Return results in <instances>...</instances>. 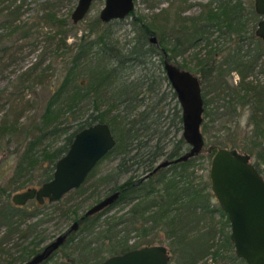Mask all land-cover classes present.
<instances>
[{
  "label": "trees",
  "instance_id": "trees-1",
  "mask_svg": "<svg viewBox=\"0 0 264 264\" xmlns=\"http://www.w3.org/2000/svg\"><path fill=\"white\" fill-rule=\"evenodd\" d=\"M27 1L0 0V60L6 57L14 44L19 45L20 40L30 38L33 34L32 28L42 24L47 27L45 40L50 44L55 42L54 51L57 55L58 50L64 51L67 63L64 76L57 77L51 85L50 96L43 111L38 115L26 116V111L33 106L29 99L24 100V94L23 97L20 96L22 92H26L25 89H31L33 83H42L43 74L35 72L37 63L21 72L16 83L21 88L20 93H11L9 99L12 103L8 104L0 117V227L5 228L0 235V256L7 253V264H15L16 261H23L20 263L23 264L45 246L41 245L44 236L38 232L44 218H39L24 228L22 225L29 217L38 216L39 210L48 206V203L33 201L32 205H15L10 195L27 187H38L48 181L52 177L58 157L68 150L74 134L99 121L109 124L116 138L115 146L102 160L111 154L119 156L112 173L102 178H121L125 174H129V177L121 184H114L95 203L115 192L118 193L117 199L103 208V211L116 203H128L134 198L137 199L127 213L108 221L104 233L100 235L101 240L110 241L108 248L106 247L107 252L111 253L109 256L153 244L148 236L154 232L162 233L169 239V249L162 245L170 251L169 260L174 261V264H206L199 263L206 254L211 252L213 257L219 256L222 247L215 240L217 227L212 222L200 226L198 223L205 221L207 217L212 218L214 212H219L225 216L220 225L231 226L228 215L218 204H211L215 195L208 189L209 185L195 183V173L189 170L192 162L204 157L203 152L207 151L196 153L186 161L165 166L138 183L133 182L135 178H142L151 172L162 157L171 160L189 149V144L182 137V110L178 103L170 108L171 112L169 109L166 112L165 107L169 105L166 100L168 92L161 87L168 79L161 73L164 72L162 65L165 56L172 61V58L190 51L191 48H196L191 56L196 59L195 70L198 74L195 72V75L199 77L204 99L201 130L206 137L205 146L212 144L215 147L235 148L247 153L262 174L264 78L258 74L253 75L257 72L264 74V41L256 35L255 30L249 31L244 3L241 0L232 3L222 0L216 8L202 5L203 9L199 14L188 16L182 13L184 7L173 11L171 2L168 7L160 8L147 16L133 17L130 21L133 35L124 42L118 38L114 27L122 19L103 22L96 16L86 24L83 34H75L73 42L68 43L70 28L78 22H74L71 15L57 17L55 8L60 5V0H43L40 3L39 17L34 22L25 23L20 21V16ZM249 10L251 20L254 22L255 19L258 24L259 14L254 6ZM128 15L134 16V13ZM214 30H219L221 37L228 39L229 43L237 36L236 44L227 47L214 45L210 39ZM58 35L59 38L56 39ZM150 35L156 36L159 47L151 42ZM13 37L15 38L12 39ZM251 45H254L253 48ZM204 48L206 51L203 53ZM45 49L48 51V48ZM153 56L159 57L160 75H156L153 70L150 75L133 76L132 68L139 65L146 69V73L150 71L153 68L150 67L154 63ZM176 65L192 72L183 64ZM49 68L47 66L45 69ZM86 70L91 72L89 79L83 81ZM232 72L239 75L236 84L229 82ZM212 92L213 95H210ZM172 95L176 97L173 89ZM219 100L223 101L220 104L222 111L219 110L220 106H212ZM88 104L92 105L96 113H89L87 118L79 120L76 127L69 131V126H64L65 123L76 121ZM2 105L3 103L0 104V111ZM246 105L252 111L249 123L255 125L251 135L241 130L237 124L233 129L229 125L225 126L227 131L223 136L207 138L206 135L213 131L216 118L227 115L238 117V107ZM25 116L28 122L22 120ZM219 129L216 131H220ZM178 132L181 133L179 137ZM62 133L66 134L64 142L52 148ZM14 141L15 146L11 148ZM170 142H173L171 147ZM214 153L215 150L207 152V155L212 157ZM10 156L15 158L11 176L2 171L8 165ZM167 167L171 170L169 174L166 172ZM85 183L86 181L75 189L77 194L84 191ZM94 187L96 186L93 185ZM103 211L84 217L81 221L82 228L78 230H92L97 223V217ZM62 212L68 216V207ZM193 222L197 225L191 226ZM119 225H124V229H118ZM133 231L141 234V241H129ZM74 233L76 232L73 231L58 250L72 242ZM14 234L24 240L32 235L26 244L19 245L21 248L18 256L8 254L4 247ZM82 238L83 250L89 252L92 248L91 242L85 241L83 235ZM161 238V242L165 240ZM225 238L231 244L230 236L225 235ZM57 251L41 264L51 263ZM106 257L108 256L91 264H99Z\"/></svg>",
  "mask_w": 264,
  "mask_h": 264
},
{
  "label": "rangeland",
  "instance_id": "rangeland-1",
  "mask_svg": "<svg viewBox=\"0 0 264 264\" xmlns=\"http://www.w3.org/2000/svg\"><path fill=\"white\" fill-rule=\"evenodd\" d=\"M43 0H28L27 3H24V6L22 8V14L20 16V21H23L25 23L34 22L40 15L41 9H40V3ZM222 0H134L135 8L133 10L134 16L127 15L126 18L122 19L123 21H120L116 24L115 27V33L118 35V38H121V42H124L125 39L131 37L133 35V32L131 31V24L130 21L135 17L136 15H149L153 12H157L160 8L168 7V5H171L172 2L173 11L178 10L180 7H184L182 10V13L184 15H197L200 13V10L203 9L202 5H212L215 8L220 4ZM223 1H231L237 2L239 0H223ZM242 3H244L246 7V21L249 23V31L255 30V27L257 25V21L254 19L251 20V15L249 14L250 7L254 6V0H241ZM77 0H60V5H58L55 8L56 15L58 18H62L65 16L71 15L74 6L76 5ZM104 1L103 0H96L93 1L92 5L90 6V11L85 15L82 21L74 24L73 28H70L71 31L69 32L67 41L68 43L73 42V39L75 38V34L77 36H80L84 33L86 24L94 17L99 16L100 10L104 7ZM261 16L258 15V19H260ZM257 19V18H256ZM71 25V24H70ZM55 28V27H54ZM1 31V29H0ZM31 31H33V34L30 36V38L20 40L18 44L20 45V49H18L19 45L14 44V47L10 50L9 53H7L6 57L0 60V104L2 105V111H0V117L5 112V108L8 107L12 101L10 102L9 96L11 93L19 94L21 88H18L19 86L16 85L18 77L20 76L21 72L25 69H28L32 67V64H37L38 67L36 69V73L40 74L42 73V83H33V86L31 89H25V93L22 92L20 96L23 97L24 94V100L29 99L30 103L32 104V108L26 111V116H34L38 115L41 111L44 109V104L48 97L50 96V87L53 85L54 80L57 77L64 76V70L66 69V56L63 53L61 49L58 50L59 53L57 55V52L54 51L55 49V42L50 44V42L45 40V33L47 31V27H44L42 24L40 27L32 28ZM47 37V36H46ZM13 37L12 39H14ZM59 38V35L56 36V39ZM55 39V40H56ZM212 40V43L215 45H221V47L229 46L236 44L235 42L238 40L237 36L232 40L231 43L228 41V39L222 38L221 33L219 30H214V34L210 38ZM11 42V41H10ZM9 42V43H10ZM22 45H21V44ZM6 44V43H5ZM202 45V44H201ZM50 48H49V47ZM254 45H251V48H253ZM45 48H48V51H46ZM196 50V48H191L190 51L184 52L180 56H177L175 58H172V62L179 65H185V67H188L192 72H196L195 70V57L191 56L193 51ZM206 49H202V52L204 53ZM46 52H49L48 55H45L42 57ZM69 53V52H68ZM42 57V59H41ZM154 63L150 64V67L152 68L150 71H147L142 66H136L133 67L134 71L132 72L133 76L142 77L145 74H149L155 71L156 75H160L161 70L158 66L159 64V57L153 56ZM220 58V57H219ZM41 59V60H40ZM39 61V62H38ZM47 66H50L49 69H45ZM163 68V65H162ZM164 69V68H163ZM148 70V69H147ZM87 71V70H86ZM44 72V73H43ZM91 71H87L86 75L84 76V80L86 81L89 79ZM149 72V73H148ZM197 73V72H196ZM198 74V73H197ZM264 78L261 72L255 73L253 76L257 75ZM161 75H165L164 72L161 73ZM83 78V77H80ZM230 80L229 82L236 84V81L239 79V75L236 72H232L229 76ZM30 84V83H29ZM162 90H166L168 92L167 94V101L169 102V105L165 107L166 112L167 109L170 110V108H173L174 105H177L180 107L179 100L177 97H174L172 95V87L169 83V81H164L161 87ZM174 90V89H173ZM170 92V93H169ZM210 95H213V92L210 93ZM178 101V102H177ZM223 101L219 100L214 102L212 105L213 107H216V105L220 106ZM9 104V105H8ZM219 110L222 111L223 108L221 106L219 107ZM171 112V110H170ZM89 113H96L95 110L92 108L91 104H88L85 107V110L80 113V117L76 121H71L70 123H65L64 126H69V131H72L79 120H83L88 117ZM26 116L22 118V120H26ZM237 116H220L217 119L215 126L213 127L212 133H208L207 138L214 139V136L216 135H225L224 132L227 131L225 129V126H230L231 129L237 127ZM28 122V120H26ZM239 126V125H238ZM220 128V131H216ZM173 132V131H171ZM174 133V132H173ZM180 132H178L177 137L180 136ZM66 134H61L55 144L52 145V148L57 147V145H60L64 142ZM173 135V134H172ZM21 136V135H20ZM19 136V137H20ZM209 136V137H208ZM18 138V137H17ZM205 141H206V137ZM15 142L12 144L13 148L15 146ZM173 142L169 143V147H171ZM41 151V150H40ZM205 154L204 157H200L195 159L190 166V171H193L194 177H195V183H199L201 185H206V183L209 185L208 189H211V183H210V160L211 156L207 155V152H203ZM207 155V156H206ZM165 157H162L157 162L163 160ZM119 160V156L111 154L110 157H107L106 159L102 160L95 166V169L93 172H91V175L87 177L86 183L84 184V191L78 192V194L75 192V189H71L68 193L63 195L59 200L56 202H49L48 206L44 207L43 209L39 210L38 216H32L29 217L25 223H23L22 227H26V225L32 224L35 221H38L39 218H44V221L42 222L41 227L39 228L40 231L39 234H42L44 236V241H42L41 245H45L46 243H49L53 238H55L57 235L61 233L62 230H65L71 226V221L74 216H79L85 210L90 208L92 204H94L97 200L102 198V196L106 195L107 192L111 189V187L114 184H121L124 180H126L129 177V174L123 175L121 178H117L115 176L107 177V180H104L102 176L112 173L114 169L115 163ZM252 161L253 158H251ZM8 165L2 168L3 172L7 173V175L11 176L13 175V169L12 166L15 162L14 156H10L8 158ZM156 164V163H155ZM6 168V169H5ZM1 170V169H0ZM166 172L169 174L170 169L169 167L166 168ZM262 170L264 172V164H262ZM93 185L96 187L93 188ZM212 190V189H211ZM13 194V192H12ZM12 194L10 195V199L12 197ZM34 200H28L26 205H32ZM135 201H137L136 198L129 201L128 203H116L113 205V207L109 208L106 211H103L101 215L97 217V223L93 226L92 230H83V232H80V230L75 231L74 233V239L71 243H69L67 246L62 247L60 250H58L53 257V260L49 264H91L94 263L96 260H100L101 258H104L105 256H109L111 253L107 252L106 247L108 248V245L110 241L104 239H100V235L104 233V229L107 226L108 221H113L117 217L123 215L124 213H127L130 209V206H132ZM67 203V204H66ZM211 204H218L217 198L214 196L211 199ZM220 206V204H218ZM68 207V216L63 215V210H66ZM70 210V212H69ZM75 218V217H74ZM225 216L220 215L219 212H214L212 218H206L205 221L198 223V226L209 224L212 222L217 227V232L215 233V240H217V243H220V255L217 257H213L210 254H206L199 263L206 262V264H247L246 261L242 260L240 257H237L235 254V246L231 242V244L226 240L225 235H230L231 226H222L220 225L221 222H223ZM141 222H139V225ZM126 225V224H125ZM197 225L196 222H193L191 226ZM124 229V225H119L118 229ZM221 227V229H220ZM82 228V227H81ZM4 227H0V235L4 231ZM218 230H220L218 232ZM123 233V231H122ZM15 236L8 240V242L5 243L4 247H6V250L9 253H11L13 256H18L20 253L19 246L21 243L26 244L29 239L32 238V235L29 236L28 240L22 239V237L18 238L17 234H14ZM82 235L85 237V241L91 242V249L89 252H86V250H83V243H82ZM139 232L133 231L130 233V242H136L141 241L142 236H140ZM149 239L153 241V244H164L169 249V239H166L165 236L162 233L154 232L153 234H150ZM164 238L162 242L160 241V238ZM81 240H80V239ZM161 238V239H162ZM79 239V241H78ZM77 241V242H76ZM105 249V251H104ZM96 250L98 252H96ZM68 255V256H67ZM0 264H7L5 257H7V253L0 256ZM23 262V261H22ZM21 261H16L15 264L22 263ZM170 264H174V261H171Z\"/></svg>",
  "mask_w": 264,
  "mask_h": 264
},
{
  "label": "water",
  "instance_id": "water-1",
  "mask_svg": "<svg viewBox=\"0 0 264 264\" xmlns=\"http://www.w3.org/2000/svg\"><path fill=\"white\" fill-rule=\"evenodd\" d=\"M93 1L77 0L71 13L74 22L83 20L90 11ZM104 7L99 12L103 22L124 19L133 12L134 0H103ZM254 10L261 16L255 33L264 41V0H254ZM150 40L159 47L156 36ZM163 68L171 87L175 90L182 110V137L189 144L186 153L157 163L154 169L145 174L165 168L177 162L186 161L203 150L211 157L210 183L212 193L223 211L228 215L231 225L230 239L235 246V254L247 264H264V177L257 170L247 153L235 148L215 147L206 141L201 130L204 121V99L202 87L195 73L180 68L168 59ZM116 144L111 127L106 122H97L84 127L74 134L68 150L56 161L52 177L38 187H27L16 191L11 197L15 205H25L28 200L44 203L59 200L71 189L83 184L90 171L101 161L105 154ZM118 193L103 198L89 209L86 215L103 210L117 199ZM66 234H61L30 260L23 264H41L52 256L64 242ZM170 251L162 244H147L136 249L126 250L108 256L99 264H169Z\"/></svg>",
  "mask_w": 264,
  "mask_h": 264
},
{
  "label": "flooded vegetation",
  "instance_id": "flooded-vegetation-1",
  "mask_svg": "<svg viewBox=\"0 0 264 264\" xmlns=\"http://www.w3.org/2000/svg\"><path fill=\"white\" fill-rule=\"evenodd\" d=\"M165 57H166L165 59H168L167 56H165ZM165 59H164V60H165ZM168 60H169V59H168ZM169 62L171 63L172 61L169 60ZM174 64H175V63H174ZM163 65H164V63H163ZM164 70H165V68H164ZM165 76H166V75H165ZM167 79H168V78H167ZM166 159H167V158H166ZM164 160H165V159H164ZM250 160H251V157H250ZM251 161H252V160H251ZM252 162H253V161H252ZM94 168H95V167H94ZM94 168H93V169H94ZM93 169H92V170H93ZM92 170H91V171H92ZM91 171H90V172H91ZM260 174H261V173H260ZM89 175H90V173H89ZM89 175H88V176H89ZM261 175H263V177H264V172H263V171H262V174H261ZM88 176H87V177H88ZM147 177H148V176L144 175V177H142V178H135L133 183H138L139 181H141V180H143V179H145V178H147ZM115 193H116V192H115ZM64 195H65V194H64ZM31 200L36 201L35 199H31ZM46 202L49 204V202L47 201V199L44 200V203H46ZM53 202H56V201H53ZM44 203H42V204H44ZM97 203H98V202H97ZM97 203L92 204V206L95 205V204H97ZM40 204H41V203H40ZM92 206H91L90 208H92ZM90 208H88L87 210H85V212H83L81 215L76 216L75 218L73 217V219H72V221H71V222H72V223H71V226H70L69 228H67V229L61 231V233H60L59 235H61V234H66L65 239H64V242H65V241L67 240V238L72 234L73 231H76V230H78V229L81 230V221H82V219H83L84 217H86V216H91V215H86V213L89 211ZM102 211H103V210H102ZM59 235H57L56 237H58ZM56 237H55V238H56ZM55 238H53L52 240H54ZM52 240H51V241H52ZM51 241H50V242H51ZM50 242H49V243H50ZM64 242H63V243H64ZM63 243H62V244H63ZM46 244H48V243H46ZM46 244H45V246H46ZM45 246H44V247H45ZM61 246H62V245H61ZM61 246H60V247H61ZM44 247H43V248H44ZM60 247H59V248H60ZM43 248H42V249H43ZM59 248H58V249H59ZM58 249H56L55 251H57ZM55 251H53V253H54ZM53 253H52V254H53Z\"/></svg>",
  "mask_w": 264,
  "mask_h": 264
},
{
  "label": "clouds",
  "instance_id": "clouds-1",
  "mask_svg": "<svg viewBox=\"0 0 264 264\" xmlns=\"http://www.w3.org/2000/svg\"><path fill=\"white\" fill-rule=\"evenodd\" d=\"M237 111L239 112V116L237 118V122L241 130L246 131L249 135H251L255 129V125L249 123V120L252 115L250 106L238 107Z\"/></svg>",
  "mask_w": 264,
  "mask_h": 264
}]
</instances>
